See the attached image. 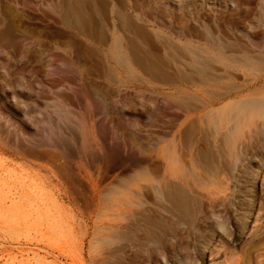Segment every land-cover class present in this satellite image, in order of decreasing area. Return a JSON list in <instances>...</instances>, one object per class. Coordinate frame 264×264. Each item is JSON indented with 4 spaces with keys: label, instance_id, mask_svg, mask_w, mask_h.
I'll return each instance as SVG.
<instances>
[{
    "label": "rangeland",
    "instance_id": "374dc122",
    "mask_svg": "<svg viewBox=\"0 0 264 264\" xmlns=\"http://www.w3.org/2000/svg\"><path fill=\"white\" fill-rule=\"evenodd\" d=\"M63 1L0 0V264H264V0Z\"/></svg>",
    "mask_w": 264,
    "mask_h": 264
},
{
    "label": "bare ground",
    "instance_id": "6f19581e",
    "mask_svg": "<svg viewBox=\"0 0 264 264\" xmlns=\"http://www.w3.org/2000/svg\"><path fill=\"white\" fill-rule=\"evenodd\" d=\"M89 1V0H88ZM97 1H99L98 3H100V1L102 2L103 0H97ZM115 1V0H114ZM116 1H118L119 2V0H116ZM122 0H120V2H121ZM124 1V0H123ZM121 2V3H124V2ZM64 2V4H65V6H64V12H63V16L65 17V19H67L68 21H75L77 24H78V26H80V28L83 30V31H85V32H88L89 34H91V35H94V37H96V39H97V36H96V34H98L99 32H104L102 29V27H100V25H99V20L97 19V17H96V14L97 13H94V12H87V7H88V5H87V7H86V4L87 3H90V1L89 2H87V0H64L63 1ZM109 3H110V1H109ZM109 3H107L108 5L107 6H109ZM100 5V4H99ZM98 5V6H99ZM116 5V4H115ZM91 6V5H90ZM89 6V7H90ZM96 6H97V4H96ZM119 6H121V7H119V9H114V8H112V11H113V13L115 14L114 15V20H115V27H113V30H109V35H113V36H115V35H117V38H115V40H116V44L117 45H112L113 47H111L112 49H111V52H150V50L148 49V48H145L142 44V41L143 40H149V39H151L152 38V36H153V34H150V33H148L147 31H146V29L144 28V26H143V24L142 23H140L139 21H138V19H135V18H132V17H130L129 15V17L124 13V11H123V9H122V5H120L119 4ZM88 7V8H89ZM104 7H106V5L104 6ZM104 7H102V8H104ZM92 8V7H91ZM101 8V7H100ZM107 8V7H106ZM124 8H125V6H124ZM95 9V8H94ZM91 10V9H90ZM99 10V9H98ZM104 10V11H103ZM103 10H101V11H103V13H105V12H107L105 9H103ZM93 11V10H92ZM95 11H97L96 9H95ZM109 11V10H108ZM109 13V12H108ZM133 13V12H132ZM106 14V13H105ZM128 14V13H127ZM104 15V14H103ZM143 15V14H142ZM109 16V14L106 16V17H108ZM101 17V16H100ZM112 17V16H111ZM104 18H105V16H104ZM107 22H108V25L110 24V22H109V20H106ZM74 22V23H75ZM92 23L93 24H97V25H93V26H95V27H92ZM103 23V22H102ZM144 23V22H143ZM90 25H91V27H90ZM75 26V25H74ZM110 27H111V25H110ZM79 28V29H80ZM90 28V29H89ZM89 30H91V33L89 32ZM106 32V31H105ZM84 34V33H83ZM104 35L106 34V33H103ZM108 35V34H107ZM106 35V36H107ZM88 36V35H87ZM99 36V35H98ZM100 37V36H99ZM102 38V37H101ZM106 38H108L109 39V36L108 37H106ZM122 38H124V39H126V40H128L129 41V45H128V47L127 46H124L123 45V43H122ZM152 39H154V37L152 38ZM151 39V40H152ZM103 41V40H102ZM84 43V42H83ZM145 43V42H144ZM105 44V43H104ZM115 44V43H114ZM117 46V47H116ZM191 46V45H190ZM174 47V46H173ZM161 48V47H160ZM175 48V47H174ZM179 48H181V47H179ZM186 48H188V47H186ZM194 48V47H193ZM195 48H196V46H195ZM178 49V48H177ZM159 50V49H158ZM158 50H156V52L158 51ZM191 50V49H190ZM194 50L195 49H193V52H194ZM161 51H162V49H161ZM181 51V50H180ZM186 52H189L188 50H185ZM200 51V50H199ZM212 51V50H211ZM154 52V51H153ZM159 52H160V50H159ZM171 52V51H170ZM196 52V51H195ZM194 52V53H195ZM217 52V51H216ZM134 53V54H135ZM197 53V55L198 54H201L200 52H196ZM224 54V53H223ZM116 55V54H115ZM196 55V56H197ZM120 56V55H119ZM118 56V57H119ZM186 56V55H185ZM203 56V55H202ZM117 57V58H118ZM208 57V56H207ZM122 58V57H121ZM140 58V57H139ZM123 59V58H122ZM121 59V60H122ZM119 60H120V58H119ZM120 60V61H121ZM208 60V59H207ZM206 60V55H205V61H207ZM127 61V60H126ZM199 61H200V59H199ZM198 61V62H199ZM201 63H202V60H201ZM208 63H210V61L208 60ZM207 63V64H208ZM204 64V63H203ZM207 64H205V65H207ZM211 64V63H210ZM247 64V63H246ZM210 66V65H209ZM215 67V66H214ZM201 69V68H200ZM207 69V68H206ZM202 70V69H201ZM202 72H203V70H202ZM205 72V71H204ZM208 72V71H207ZM185 73V72H184ZM210 73V72H209ZM200 74H203V73H200ZM205 74V73H204ZM205 76V75H204ZM206 76H207V74H206ZM209 76V75H208ZM212 76V75H211ZM210 76V77H211ZM209 77V78H210ZM206 79V78H205ZM207 80V79H206ZM225 95V94H224ZM257 98V97H256ZM241 101V100H240ZM237 103H235L234 105H233V107L236 105ZM237 106V105H236ZM262 107H264V99H262V100H259V99H255V100H253V101H242V103H240V105H239V107H238V109H240V111H238V112H240L241 113V111H243V110H246V109H255V110H260ZM234 109H236L235 107H234ZM262 110V109H261ZM260 110V111H261ZM235 111V110H234ZM263 111V110H262ZM261 111V112H262ZM248 112V111H247ZM246 112V113H247ZM260 112V113H261ZM248 113H250V111L248 112ZM247 113V114H248ZM256 114L258 113V112H255ZM263 113V112H262ZM234 114H237V112L236 113H233V115ZM247 114H246V116H247ZM231 115H232V113H231ZM232 115V116H233ZM232 116H231V118H232ZM233 118H235L234 116H233ZM232 118V120H234ZM231 120V119H230ZM236 120V119H235ZM237 124V123H236ZM163 141V140H162ZM167 163V162H166ZM170 164H173L172 162L170 163ZM213 164V163H212ZM209 165V164H208ZM207 165V166H208ZM167 166V165H166ZM210 166V165H209ZM208 166V167H209ZM177 167V166H176ZM210 167H212V168H215V165H213V166H210ZM174 168V167H173ZM178 168V167H177ZM180 168V167H179ZM179 168L178 169H176L175 168V170H176V173H173V176H174V178L177 180V181H184V177L185 176H181V173H183L182 171L181 172H179ZM167 169V168H166ZM169 169V168H168ZM209 169V168H208ZM211 169V168H210ZM216 169V168H215ZM178 170V171H177ZM171 171V170H170ZM184 171V170H183ZM151 172V171H150ZM171 172H174V171H171ZM185 173V172H184ZM193 173V172H192ZM214 173V172H213ZM170 174V173H169ZM188 174L186 173V176H187ZM191 175V174H190ZM170 176V175H169ZM196 176V175H195ZM169 178H171V176L169 177ZM190 178V177H189ZM172 179V178H171ZM171 179H166V180H168L166 183H165V187H166V190H165V194L167 195L166 197H167V199L169 198V200L174 204V205H176V207H178V211L180 212V210H183V211H185L186 213H184L183 212V214H188V213H191L192 211H193V208H192V206H193V198L189 195V194H187L186 192H184V191H181V190H183V188H181L180 189V187H179V185H178V188H179V190H178V188H177V186H176V188H173L174 187V185L173 184H175V182L174 181H176L175 179H174V181L173 180H171ZM161 181H163V180H161ZM182 181V182H183ZM186 181H188V180H186ZM196 181V180H195ZM162 183H164V181L162 182ZM191 183V182H190ZM185 184V181H184V183H183V185ZM189 184V183H188ZM163 184H161V186H162ZM167 185V186H166ZM176 185V184H175ZM186 187V186H185ZM189 187V186H188ZM188 187H186V189H188ZM191 187H189V189H190ZM162 189H165V188H163L162 187ZM191 190V189H190ZM197 190V189H196ZM186 191V190H185ZM173 205V206H174ZM178 214V213H177ZM192 214V213H191ZM181 216L184 218V215H182V212H181ZM186 217V216H185ZM258 217V216H257ZM152 218V222H153V220L155 221V219H153V217H151ZM180 218V217H179ZM157 220V219H156ZM145 221V220H144ZM147 221H149V220H147ZM159 221V220H158ZM162 221V220H161ZM150 223H151V221H150ZM153 224H156V223H153ZM149 226V225H148ZM152 226V225H151ZM253 226H255V225H253ZM155 228L157 227V225H155L154 226ZM153 227V228H154ZM157 228H159V227H157ZM253 228V227H252ZM149 229V228H148ZM162 230H163V228H161ZM160 229V231H162ZM254 229H256V226L254 227ZM151 230V229H150ZM173 230V229H172ZM154 232H155V230H153ZM253 231H255V230H253L252 229V231H250L249 233L247 232V234L249 235V234H251V232H253ZM256 231H257V229H256ZM145 232V231H144ZM163 232V231H162ZM147 233H149V232H147ZM156 233V232H155ZM158 233V232H157ZM156 233V234H157ZM150 234H151V232H150ZM246 234V233H245ZM152 235V234H151ZM161 235V234H160ZM163 235V234H162ZM153 236H155V234H153ZM158 236H159V233H158ZM164 236V235H163ZM249 236H252V235H249ZM151 237V236H150ZM160 237V236H159ZM152 239V238H151Z\"/></svg>",
    "mask_w": 264,
    "mask_h": 264
}]
</instances>
